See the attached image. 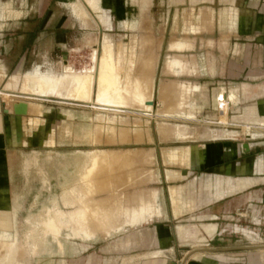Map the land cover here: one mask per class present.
Listing matches in <instances>:
<instances>
[{
    "label": "crops",
    "instance_id": "0c3cea01",
    "mask_svg": "<svg viewBox=\"0 0 264 264\" xmlns=\"http://www.w3.org/2000/svg\"><path fill=\"white\" fill-rule=\"evenodd\" d=\"M90 4L82 0L84 8L81 11L89 13L98 23L101 38L106 35L101 57V60L108 57L106 64L102 61L105 70L101 60H97L92 70L82 73L67 72L68 68L61 74L21 73L17 69L5 74L0 69V84H4L6 90L1 94L21 92L25 97L34 98L20 91L21 88L43 95L57 93L64 81L71 78L72 84L67 90L70 97L82 95V99L101 101L105 100L101 95L112 84L108 78L115 73L118 78L113 79V85L119 95L118 102L149 109L157 75L161 78L158 98L165 103L159 114L162 117L191 120L197 118L204 106L210 105L213 112L209 117H218L212 122H219L220 115L224 119L231 116L233 120H248L241 124L251 126L264 118V0H94ZM102 28L132 33L127 41L118 39L121 43L117 44L107 32L101 31ZM113 55L115 68L122 72L109 64ZM107 67L113 72H109L110 75ZM97 68L101 72L96 71ZM130 70L132 72H128ZM96 72L101 74L98 80ZM39 78L44 82L42 89L38 85ZM94 84L96 97L91 93ZM122 86L130 88L129 91L120 89ZM77 93L81 95L77 97ZM218 93L225 101L221 109L216 104ZM15 100L27 102L26 115L12 112ZM173 101H177V106H168ZM7 109L10 120L6 121V133L0 121V166L16 163L20 169L26 168L35 163L37 151L32 149L27 155L17 154L4 148L1 142L5 134L9 143H24L27 132L41 128V104L26 98H13ZM234 109L238 113L228 115ZM99 117L105 120L103 115ZM222 126L225 124L185 125L178 129L167 123L158 125L157 134L161 140L180 138L178 140L184 141L164 150L161 162L164 167L160 173L162 191L153 186L151 193L131 192L116 197L117 207L114 202L111 204L116 209L103 205L100 200L94 201L100 208L114 211L112 217L116 218L112 220L115 224L108 222L116 226H108L112 233L102 235L100 232L103 238L94 250L99 264H264V226H258L259 231L251 226V223L264 222V142L233 136L255 137L262 133L249 126L241 133L219 128ZM33 135L44 143L53 141L52 130L46 137L36 131ZM121 149H132V156L139 159L142 148ZM144 149L151 160L152 148ZM93 153H89L88 158ZM155 179L153 172L152 180ZM77 191L78 197L76 193H69V199L76 198L80 203L84 198L93 202L91 190L84 191L85 194ZM8 196L6 184L2 182L1 206H7L4 199ZM9 208H4L6 213H12ZM74 211L70 212L73 215L80 212ZM91 221L86 223L89 229L101 228L96 227L95 220L93 224ZM12 223L0 221V228L11 229ZM74 226L63 225L68 229L81 228Z\"/></svg>",
    "mask_w": 264,
    "mask_h": 264
},
{
    "label": "rangeland",
    "instance_id": "374dc122",
    "mask_svg": "<svg viewBox=\"0 0 264 264\" xmlns=\"http://www.w3.org/2000/svg\"><path fill=\"white\" fill-rule=\"evenodd\" d=\"M83 8L82 0H0V69H3L5 74L15 69L21 73L61 74L66 72L67 68H69L67 72L78 73L93 67L102 57V44L106 35L101 38L98 23L89 16V13L82 12ZM102 25L105 27L104 24ZM101 31L107 32L117 44L121 43L118 39L127 41L132 33L121 29L102 28ZM114 56L109 59V64H113L114 70L122 72L121 69L115 68ZM69 76L72 77L71 74ZM113 79L112 84L101 95L105 100L95 102L70 97L67 90L71 87V78L64 81L61 91L57 93L43 95L32 90L20 89L27 92V96L34 98L25 97L20 91V93L14 92V95L1 94V91L6 90L3 89L4 84H0V121L4 133H6V121L10 118L5 109L13 98H26L40 103L42 109L40 117L43 122L41 128L25 134L27 141L24 143H9L5 134L1 142V145L4 143V146L2 145L4 148L16 151L17 154L27 155L34 149L37 151V159L33 165L26 168L24 166L22 169L16 163L11 165L5 163L0 166V185L2 182L6 184L9 195L7 199L3 198L4 201L7 200V206L3 207L0 204V221L5 224L13 221L11 229L0 228V257L6 247L3 245L4 242L12 244L13 248L17 247L19 251L18 260L1 261L0 264H99V257L94 254L100 238H103L99 236V230L84 229L88 233L92 231L93 235L85 231L79 235L80 231L76 229L79 231L77 236L75 229H68L67 233L71 231L68 236L66 230H62L66 237L62 236L64 232L61 233L63 246L62 252H59L56 251L57 245L53 240L42 245L40 237L36 236L35 230L32 229L35 226V218L43 213L44 215L51 213L50 211L53 212L57 207L58 210L55 209L54 212L62 210L63 214L67 211L73 212L79 200L75 199L77 201L74 205L70 203L72 200L69 201L72 206L65 205L63 200L66 191L72 195L77 190H81L80 185L85 178V186L91 190L93 201L87 199V204L91 209L99 208L105 214L113 212L100 208L94 203L95 200L102 201L103 205H110L116 197L131 192L151 193L153 186H157L159 192L162 191L163 182L160 173L164 167L161 164L164 150H167L169 145L179 144L184 140H178L180 138L161 140L157 134L158 125L167 123L179 129L185 125L217 126L223 123L225 126L219 128L240 133L249 126L250 129L262 134L255 137L243 134L233 136L264 142V118L251 123V126L248 123L241 124V121L249 122L248 120L244 121L240 118L233 120L231 116H226L224 119L220 115V123L212 122L218 120V117L215 119L209 117L208 114L213 112L210 105L204 106L195 119L162 117L159 114L164 109L165 103L160 102L158 98L160 76L156 75L152 107L150 105L149 109L120 104L119 95L114 91ZM95 85H93L92 97H96ZM176 102H169L168 106H177ZM206 113L208 117L203 116ZM231 113L238 111L234 109L228 115ZM99 115H103L105 120H100ZM198 118L207 120L199 121ZM50 130L53 133L51 143H44L38 140V136L35 138L33 135L36 131V134L46 137ZM16 135H18L17 130ZM126 147L142 148L139 149V159L132 156V149H121ZM144 148H152L151 160L147 149ZM86 150L94 151L91 158H88ZM143 152L144 154H141ZM88 166H90L89 171ZM83 172H89L87 177L84 178L81 174ZM153 172L156 173L155 180H152ZM70 186L73 188L70 189ZM7 207H10L12 213H6ZM62 212H58L59 216L63 215ZM258 223H251L256 231H259L258 226H264L262 220ZM72 234L73 237H70ZM84 234H87L86 237ZM16 243L18 245H14ZM50 249L52 251H49Z\"/></svg>",
    "mask_w": 264,
    "mask_h": 264
},
{
    "label": "bare ground",
    "instance_id": "6f19581e",
    "mask_svg": "<svg viewBox=\"0 0 264 264\" xmlns=\"http://www.w3.org/2000/svg\"><path fill=\"white\" fill-rule=\"evenodd\" d=\"M88 2H89V4L90 3H94V0L93 1H89L88 0ZM97 2V1H96ZM95 2V3H96ZM91 5V4H90ZM92 6V5H91ZM94 7H95V5H94ZM93 7V8H94ZM100 25V24H99ZM103 53V52H102ZM103 56V55H102ZM105 56H107V54L105 55ZM105 57H103V60L105 61L104 62V64H106V59L108 58V57H106L105 59H104ZM101 60V59H100ZM103 60H101L100 61V63H102V61ZM99 63V62H98ZM99 63V64H100ZM103 64V63H102ZM102 64H101V66H102ZM103 64V68L106 66V65H104ZM98 66V65H97ZM100 66V65H99ZM98 66V67H99ZM95 67V66H94ZM94 67H91V70H92V68H94ZM102 68V67H101ZM109 67H107L106 68V71L108 72V74L110 75V73L109 72H112L111 71V69L109 68ZM68 69V68H67ZM99 68H97V70L96 71H98V72H101L100 71V69L98 70ZM104 70H105V68H104ZM88 71V70H87ZM90 71V70H89ZM88 71V72H89ZM91 72H93V71H91ZM91 72H90V74H91ZM98 72H96L97 73V80H98V78L100 79V75H98ZM106 72V73H107ZM66 73V72H65ZM71 73V72H70ZM82 73V72H81ZM84 73V72H83ZM87 73V72H86ZM95 73V72H94ZM113 73V72H112ZM89 75V74H88ZM96 75V74H95ZM108 75V76H109ZM114 75H115V78H114V80L116 79V78H118V76L116 77V74L114 73ZM114 75L112 76V74L109 76V78H108V82H109V79L112 81V77H114ZM84 76V75H83ZM105 76H107V75H105ZM84 79H85V77H83ZM82 78V76H81V79H83ZM93 78V77H92ZM84 79H83V81H84ZM120 79H121V76H120ZM86 80V79H85ZM110 81V82H111ZM85 82V81H84ZM84 82H82V83H84ZM97 82V81H96ZM95 82V83H96ZM100 82V81H99ZM107 82V83H108ZM81 83V84H82ZM86 83V82H85ZM90 83V82H89ZM106 83V84H107ZM97 84V83H96ZM38 85H39V88L40 89H42L43 87H44V82L43 81H41V79L39 78V80H38ZM86 85V84H85ZM88 85V84H87ZM86 85V86H87ZM124 85V84H123ZM125 85L127 86L128 84H126L125 83ZM79 86V85H78ZM82 86V85H81ZM84 86V85H83ZM85 86V87H86ZM126 86H124V87H126ZM128 86H130V83H129V85ZM85 87H83L84 88V90H85ZM88 87V86H87ZM86 87V88H87ZM90 87V86H89ZM82 88V89H83ZM95 88V87H94ZM121 88H123V86L122 87H120V89ZM89 89V88H88ZM96 89V88H95ZM124 89V88H123ZM128 89V90H127ZM129 89L130 88H125L124 89V91H129ZM81 90V89H80ZM76 92V91H75ZM78 92V91H77ZM83 92V91H82ZM120 92H121V90H120ZM84 93H85V91H84ZM92 93V92H91ZM79 94L81 95V93H77V97H79ZM221 95V94H220ZM72 96V95H71ZM73 96H75V95H73ZM82 96V95H81ZM81 96H80V99H82L81 98ZM222 96V100H220L219 102H220V106L218 107L219 109H221V107H222V103H224L225 101H224V97H223V95H221ZM17 101H22V102H24L25 103V112H23V113H16V112H13V109H12V106H11V109H12V112L14 113V114H16V115H26L27 114V112H28V104H27V102L26 101H23V100H15V101H13V102H17ZM13 102H12V104H13ZM6 111H8V109H5ZM81 152V151H80ZM92 151H89L88 153H87V155L89 154V153H91ZM82 154V153H81ZM84 154V153H83ZM93 155V154H92ZM91 158V157H90ZM89 168H90V166H88L87 167V170L89 171ZM84 173V174H83ZM83 173H81L82 175H84V178L85 177H87V174L89 173V172H83ZM85 181H86V178H85ZM85 181L83 180L82 181V184L80 185V188H81V190H78V191H82V193L84 192V191H87V190H90V189H88L86 186H85ZM78 187H79V185H78ZM70 189L71 188H73V186L71 187H69ZM75 190H77V189H75ZM77 191V192H78ZM66 193L68 194V192L66 191ZM74 193H76V192H74ZM82 193H80V194H78V195H80L81 196V194ZM65 195V199L63 200L64 201V204L65 205H67L68 206V204L69 205H71L72 203H74L73 202V199L72 198H70V199H68L69 197H68V195ZM83 194H85V193H83ZM87 194H88V192H87ZM91 194V193H90ZM73 195V194H72ZM76 195V197H78L77 196V193L75 194ZM74 195V196H75ZM73 197V196H72ZM76 199V198H75ZM74 199V200H75ZM81 199H83L80 203H78L77 205H78V209L79 210H76V212L78 211H80L78 214L74 211V213H76L75 215H73L72 214V212H70L71 214L69 215V213H65V214H63V210L62 211H58V212H62L61 214H63V215H61V216H59V214L60 213H58V212H54V210L55 209H57L58 210V207L57 208H55L54 206H53V212L52 211H50L51 213H46L45 215H44V213L43 214H41L38 218H35V222H34V225L35 226H33L32 227V229L33 230H35L34 231V233H35V235L36 236H38V237H40V239L39 240H41V242H42V245H43V243H46V242H49V241H51V240H53L55 243H56V245H57V250L56 251H59V252H62V246H63V242H61V233H63V232H61L62 230H66L65 232L67 233L68 231V228H65V227H63V225L64 226H67L68 227V225L70 224L71 225V227L72 226H74V223H76V225H77V227L78 228H80V229H78L79 231H77L76 229L77 228H75V230L74 231H77L76 233H75V236H77L76 234H78V232H79V235H82L83 234V231H85V230H89V225L88 224H86V223H89L91 220V223L93 224L94 223V220L96 221L94 224H97L98 223V225H96V227L97 226H100V227H98V228H100V229H98L99 230V232H103L102 233V235H106V234H109V233H112L113 231H111L110 230V228L108 227V226H110V225H112L113 223L115 224V215H113V217H112V213H107V214H105L101 209H99V208H96V209H94V210H96V211H94L93 209H91V207L87 204L88 202V200H86V199H84V198H81ZM72 200V201H71ZM69 201H71V204L69 203ZM77 201V200H76ZM115 203V202H114ZM113 203V204H114ZM75 204V203H74ZM73 204V205H74ZM77 205L75 206L76 207V209H77ZM115 205H116V203H115ZM66 206V207H67ZM72 206V205H71ZM110 206H112L111 204H110ZM114 206V205H113ZM112 206V207H113ZM95 207H96V205H95ZM101 207V206H100ZM115 207H117V205L115 206ZM115 207H113V209L115 208ZM74 208V207H73ZM51 209H52V206H51ZM60 209V208H59ZM116 209V208H115ZM68 210V209H67ZM48 211V212H49ZM56 211V210H55ZM44 212V211H43ZM46 212H47V210H46ZM110 212H112V211H110ZM114 212V211H113ZM115 212H116V210H115ZM55 213V214H54ZM58 214V215H57ZM114 214H116V213H114ZM63 216V217H62ZM109 217H110V219H109ZM113 219H112V218ZM116 217H117V215H116ZM112 220H114V221H112ZM113 222V223H109V225H108V222ZM84 223V224H83ZM82 224H83V226L84 227H86V225H87V227L88 228H86L85 230H84V227L82 226ZM86 224V225H85ZM114 224H113V228H115L114 227ZM76 225L74 226V227H76ZM80 225V226H79ZM73 228V227H72ZM71 229V228H70ZM90 229H93V228H91L90 227ZM96 229V228H95ZM97 230V229H96ZM93 231V230H92ZM91 231V233H92V235H93V232ZM115 231H117V230H115ZM65 232L62 234V236L65 234ZM71 231L69 230V233H70ZM86 232V231H85ZM84 232V233H85ZM96 232V231H95ZM95 232H94V234H95ZM69 233H67V235L66 236H68L69 235ZM86 233H88V232H86ZM90 233V232H89ZM88 233V234H89ZM91 233H90V235H91ZM99 234V233H98ZM85 235V234H84ZM83 235V236H84ZM87 235V234H86ZM86 235H85V237H86ZM65 236V235H64ZM63 236V237H64ZM65 236V237H66ZM95 236H97V235H95ZM99 236H100V234H99ZM70 237H73V234L70 236ZM1 239H3V238H1ZM2 241V240H1ZM3 245H6V247H5V249H4V252H3V254H2V256L0 257V262L1 261H3V262H14V261H16V260H18L17 259V255L19 254V251H18V249H17V247L16 248H13V245L11 244H6L5 242H4V244ZM14 245H18L17 243L16 244H14ZM34 245V244H33ZM35 246H36V244H35ZM65 247V246H64ZM0 248H1V246H0ZM33 249H35V247L33 248ZM1 250V249H0ZM49 251H52L51 249L49 250ZM20 254H21V252H20ZM20 261V260H19ZM18 264H20V263H18ZM52 264V263H51Z\"/></svg>",
    "mask_w": 264,
    "mask_h": 264
},
{
    "label": "water",
    "instance_id": "95a60500",
    "mask_svg": "<svg viewBox=\"0 0 264 264\" xmlns=\"http://www.w3.org/2000/svg\"><path fill=\"white\" fill-rule=\"evenodd\" d=\"M12 109H13V112L23 113L25 112V103L22 101L13 102Z\"/></svg>",
    "mask_w": 264,
    "mask_h": 264
},
{
    "label": "built area",
    "instance_id": "2783aa9c",
    "mask_svg": "<svg viewBox=\"0 0 264 264\" xmlns=\"http://www.w3.org/2000/svg\"><path fill=\"white\" fill-rule=\"evenodd\" d=\"M220 100H222V96L220 95V93H218L217 96H216V101H217L216 104H217V107L220 106V102H219Z\"/></svg>",
    "mask_w": 264,
    "mask_h": 264
}]
</instances>
